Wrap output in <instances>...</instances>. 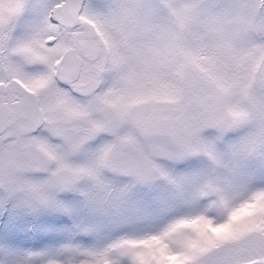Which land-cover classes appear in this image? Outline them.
<instances>
[{"label": "snow or ice", "instance_id": "1", "mask_svg": "<svg viewBox=\"0 0 264 264\" xmlns=\"http://www.w3.org/2000/svg\"><path fill=\"white\" fill-rule=\"evenodd\" d=\"M0 264H264V0H0Z\"/></svg>", "mask_w": 264, "mask_h": 264}]
</instances>
